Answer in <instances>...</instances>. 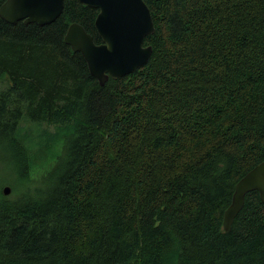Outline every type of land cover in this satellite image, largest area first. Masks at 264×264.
<instances>
[{
	"label": "trees",
	"instance_id": "16d2710c",
	"mask_svg": "<svg viewBox=\"0 0 264 264\" xmlns=\"http://www.w3.org/2000/svg\"><path fill=\"white\" fill-rule=\"evenodd\" d=\"M143 1L150 59L104 86L64 40L98 10L0 18V264H264L257 192L223 228L264 161V0Z\"/></svg>",
	"mask_w": 264,
	"mask_h": 264
},
{
	"label": "water",
	"instance_id": "95a60500",
	"mask_svg": "<svg viewBox=\"0 0 264 264\" xmlns=\"http://www.w3.org/2000/svg\"><path fill=\"white\" fill-rule=\"evenodd\" d=\"M83 6L98 10L94 21L101 39L95 44L84 28L72 23L64 40L81 54L89 74L100 86L108 79L117 80L135 73L150 59L152 48L144 46V39L154 34L150 11L143 0H77ZM64 0H6L0 6V18L11 25L23 22L39 27L50 25L62 14ZM257 192L264 205V161L247 172L236 184L232 200L223 214V228L230 230L233 219L244 205V197ZM9 186L1 193L8 196Z\"/></svg>",
	"mask_w": 264,
	"mask_h": 264
},
{
	"label": "rangeland",
	"instance_id": "374dc122",
	"mask_svg": "<svg viewBox=\"0 0 264 264\" xmlns=\"http://www.w3.org/2000/svg\"><path fill=\"white\" fill-rule=\"evenodd\" d=\"M5 87H6L5 82L0 83V91H2L3 88H5ZM5 163H8L10 165L9 170L13 168L12 162L8 161V159H7V153L5 152L3 147H0V185H1V181L3 180L2 177H4L6 179L5 174L1 177V173L3 171V168H4L3 166H5ZM2 187H4V186H2ZM2 187H1V189H2Z\"/></svg>",
	"mask_w": 264,
	"mask_h": 264
}]
</instances>
